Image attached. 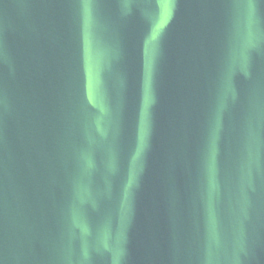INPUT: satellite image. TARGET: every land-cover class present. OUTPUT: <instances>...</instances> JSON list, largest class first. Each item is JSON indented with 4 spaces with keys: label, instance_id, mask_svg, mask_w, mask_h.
Segmentation results:
<instances>
[{
    "label": "water",
    "instance_id": "water-1",
    "mask_svg": "<svg viewBox=\"0 0 264 264\" xmlns=\"http://www.w3.org/2000/svg\"><path fill=\"white\" fill-rule=\"evenodd\" d=\"M121 264H264V0H124Z\"/></svg>",
    "mask_w": 264,
    "mask_h": 264
}]
</instances>
